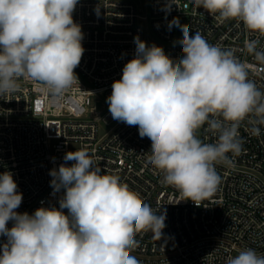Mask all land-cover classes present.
<instances>
[{"label":"clouds","instance_id":"clouds-1","mask_svg":"<svg viewBox=\"0 0 264 264\" xmlns=\"http://www.w3.org/2000/svg\"><path fill=\"white\" fill-rule=\"evenodd\" d=\"M78 0H0V97L15 93L21 80L59 97L76 86L84 47L80 24L73 19ZM222 20L241 21L264 36V0H192ZM175 0H168L171 10ZM169 29L183 33L178 43L183 57L173 60L161 46L134 38L136 55L123 67L107 98L114 120L138 126L151 140L148 162L163 173V183L175 187L179 200L211 198L222 182L216 165L232 164L243 152L239 127L250 120L253 135L264 126V91L249 78V66L233 49L209 44L178 18ZM258 39L244 49L264 66ZM216 137L197 135L204 126ZM58 170L52 169L53 192L64 189L59 207L41 206L33 214L19 213L22 193L11 172L0 173V264H140L131 252L136 236L151 231L160 240L166 210H153L116 173L102 172L87 147L69 151ZM179 200L176 202L178 203ZM64 209H67L65 213ZM159 212V214H158ZM12 221V227L7 223ZM226 264H264V255L245 248Z\"/></svg>","mask_w":264,"mask_h":264},{"label":"built area","instance_id":"built-area-1","mask_svg":"<svg viewBox=\"0 0 264 264\" xmlns=\"http://www.w3.org/2000/svg\"><path fill=\"white\" fill-rule=\"evenodd\" d=\"M167 2L149 0L145 17L132 0H78L73 19L83 32L84 52L74 69L77 84L52 97L36 83L21 80L15 93L0 97V173L11 172L22 193L17 212L58 208L65 190L53 192L50 171L73 163L64 160L67 152L87 147L102 172L118 174L153 210H166L160 240L151 231L136 236L139 247L131 255L140 264H226L245 248L264 255V126L253 135L250 120L241 123L243 152L228 154L232 164L216 165L222 182L211 198L197 206L191 199L179 200L182 194L163 183V173L147 159L151 140L140 137L138 126L114 120L109 112L107 98L124 65L136 55V36L148 46H161L174 61L183 57L179 27L168 26L173 18L184 19L190 36L199 31L209 44L233 49L248 64L249 78L264 91V66L244 49L250 39H258V47L264 48V36L250 32L241 21L222 20L218 13L196 9L192 0H175L170 11ZM91 96L106 100L101 112L87 109ZM107 124L108 130L100 134L101 125ZM206 127L198 130V137L215 142ZM12 224L9 221L7 227ZM4 241L6 237L0 236V244Z\"/></svg>","mask_w":264,"mask_h":264},{"label":"rangeland","instance_id":"rangeland-1","mask_svg":"<svg viewBox=\"0 0 264 264\" xmlns=\"http://www.w3.org/2000/svg\"><path fill=\"white\" fill-rule=\"evenodd\" d=\"M137 8L138 13L141 15H144L145 17H148L149 14V0H132ZM144 30L146 34H149L150 32V26L148 24V21H145L143 24ZM106 106V100L104 98H96L95 96H91L90 98V104L87 106V109H91L92 112H101L104 107ZM110 127V124L107 125H101L100 127V134L106 132L108 128Z\"/></svg>","mask_w":264,"mask_h":264},{"label":"water","instance_id":"water-1","mask_svg":"<svg viewBox=\"0 0 264 264\" xmlns=\"http://www.w3.org/2000/svg\"><path fill=\"white\" fill-rule=\"evenodd\" d=\"M179 23H180V25H184V19L181 18V19L179 20ZM177 36H178V37H181V38L183 37V33H182V31H181L180 28H179V30H178Z\"/></svg>","mask_w":264,"mask_h":264}]
</instances>
